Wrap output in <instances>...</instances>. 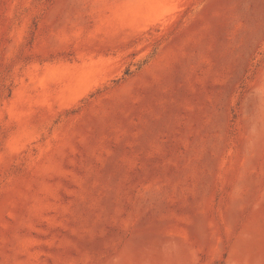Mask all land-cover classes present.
<instances>
[{
  "label": "rangeland",
  "instance_id": "374dc122",
  "mask_svg": "<svg viewBox=\"0 0 264 264\" xmlns=\"http://www.w3.org/2000/svg\"><path fill=\"white\" fill-rule=\"evenodd\" d=\"M0 264H264V0H0Z\"/></svg>",
  "mask_w": 264,
  "mask_h": 264
}]
</instances>
